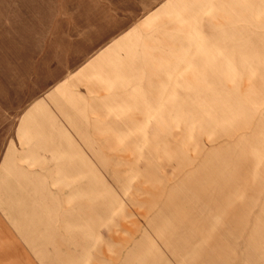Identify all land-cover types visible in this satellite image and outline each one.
<instances>
[{
  "label": "rangeland",
  "instance_id": "obj_1",
  "mask_svg": "<svg viewBox=\"0 0 264 264\" xmlns=\"http://www.w3.org/2000/svg\"><path fill=\"white\" fill-rule=\"evenodd\" d=\"M0 264H264V0H0Z\"/></svg>",
  "mask_w": 264,
  "mask_h": 264
}]
</instances>
